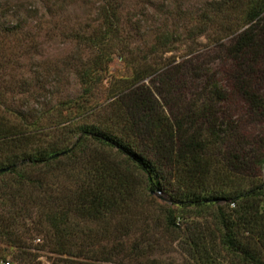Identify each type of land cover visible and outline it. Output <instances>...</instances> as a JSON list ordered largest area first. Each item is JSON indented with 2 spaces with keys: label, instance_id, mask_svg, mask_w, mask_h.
<instances>
[{
  "label": "trees",
  "instance_id": "trees-1",
  "mask_svg": "<svg viewBox=\"0 0 264 264\" xmlns=\"http://www.w3.org/2000/svg\"><path fill=\"white\" fill-rule=\"evenodd\" d=\"M101 1L98 26L81 40L97 51L92 64L80 73L85 103L109 69L115 54L112 48L122 52L126 48L123 1ZM198 21L197 34H204L213 21L220 34L217 42L229 38L226 44L220 42L225 50L222 82L226 89L205 83L200 91L207 102L190 105L182 116L173 113L170 100L155 84L169 77L167 69L152 66L135 69L131 83L113 87L108 102L89 105L81 121L68 119L61 110L49 130L29 129L25 122L18 128L8 125L0 115V169L9 167L0 172L4 198L0 236L23 246L22 236L7 221L15 222L20 214L31 216L38 203L58 239L53 251L80 256L92 249L65 246V238L73 234L66 226L69 211L75 218L102 225L106 235L109 218L140 206L134 199L144 191L152 196L165 190L171 205L178 207L159 206L168 230L176 231V220L191 208L213 209L219 216L216 229L221 246L240 253L247 263L262 264L256 246L264 245V180L255 172L264 168V154L245 148L248 133L243 123L264 120V0H214ZM2 31L15 32L13 28ZM184 90L181 85L180 91ZM219 101L226 102L224 109L218 108ZM79 105L61 102L57 108ZM239 105L250 118L243 119ZM224 146L228 148L217 154ZM54 176L75 180L76 189L55 193L49 186ZM58 201L60 215L55 212ZM145 230L149 234L147 226ZM16 259L12 260L24 264ZM63 264L82 263L64 259Z\"/></svg>",
  "mask_w": 264,
  "mask_h": 264
},
{
  "label": "rangeland",
  "instance_id": "rangeland-1",
  "mask_svg": "<svg viewBox=\"0 0 264 264\" xmlns=\"http://www.w3.org/2000/svg\"><path fill=\"white\" fill-rule=\"evenodd\" d=\"M122 1V37L126 48L124 52L119 47L112 48L115 54L109 69L85 103L80 73L82 67L92 64L97 51L81 40L98 26L102 1L0 0V28L15 31L0 33V115L6 124L18 128L25 122L29 129L38 126L49 130L61 110L68 119L81 121L89 105L105 103L113 87H125L134 80L135 69L147 66L167 69L169 77L157 79L155 84L159 93L170 100V109L179 116L191 109L190 105L207 102L200 91L205 83L213 82L226 89L222 82L225 50L220 42L226 44L229 38L217 42L220 34L213 21L204 34L196 31L198 16L214 0ZM176 78L182 80L177 82ZM181 85L184 92L180 91ZM73 101L80 105L57 108L58 103ZM224 104L219 101L218 108L224 109ZM238 107L244 120L250 118L249 111ZM243 124L244 133H248L245 148L264 154V120L252 118ZM227 148L222 147L217 154ZM257 171L255 175L264 180V168L260 166ZM49 182L57 194L64 188L75 190L77 186L75 180L60 176L51 177ZM3 199L0 195V213L4 211ZM137 199L134 203L138 201L140 206L109 218L106 235L102 225L75 218L69 211L66 226L73 234L65 238V246L92 249L80 256L53 251L58 239L50 219L41 215L36 203L31 216L20 214L15 222L7 221L22 236L23 246L0 236V257L16 259L19 253L21 256L16 260L24 264H63L64 259L82 264H250L241 259L240 253L221 246L215 210L191 208L176 220L178 228L173 231L164 225L165 215L159 208L160 205L178 208L171 205L167 191L154 192L152 196L144 191ZM22 202L17 201L18 205ZM57 203L55 212L60 215L61 202ZM146 226L150 232L145 235ZM256 247L264 264V245ZM104 257L111 259L104 261Z\"/></svg>",
  "mask_w": 264,
  "mask_h": 264
},
{
  "label": "built area",
  "instance_id": "built-area-1",
  "mask_svg": "<svg viewBox=\"0 0 264 264\" xmlns=\"http://www.w3.org/2000/svg\"><path fill=\"white\" fill-rule=\"evenodd\" d=\"M233 206V204H231ZM0 264H19L8 257H0Z\"/></svg>",
  "mask_w": 264,
  "mask_h": 264
},
{
  "label": "water",
  "instance_id": "water-1",
  "mask_svg": "<svg viewBox=\"0 0 264 264\" xmlns=\"http://www.w3.org/2000/svg\"><path fill=\"white\" fill-rule=\"evenodd\" d=\"M66 152H67V151L60 152V153H56V154H54L51 158L61 156V155L65 154ZM7 170H9V167L1 168V169H0V172L7 171Z\"/></svg>",
  "mask_w": 264,
  "mask_h": 264
}]
</instances>
